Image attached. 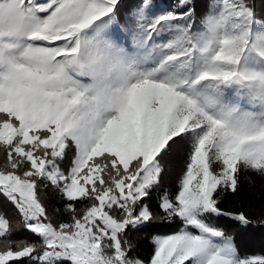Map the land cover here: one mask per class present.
Masks as SVG:
<instances>
[{
    "label": "snow or ice",
    "instance_id": "1",
    "mask_svg": "<svg viewBox=\"0 0 264 264\" xmlns=\"http://www.w3.org/2000/svg\"><path fill=\"white\" fill-rule=\"evenodd\" d=\"M256 178L264 0H0V264H264Z\"/></svg>",
    "mask_w": 264,
    "mask_h": 264
},
{
    "label": "trees",
    "instance_id": "2",
    "mask_svg": "<svg viewBox=\"0 0 264 264\" xmlns=\"http://www.w3.org/2000/svg\"><path fill=\"white\" fill-rule=\"evenodd\" d=\"M124 2H128V0H124ZM162 3L169 4L173 3L174 0H161ZM68 161H65V164H67ZM179 171V166L174 165L173 172L165 178V184L170 187H175V180H176V174ZM261 200H264V186H262L261 182L258 178L251 180V182L247 183L244 187V191L242 192V202L244 206L248 205H259ZM155 203V201H153ZM240 206V205H237ZM221 225L225 227L226 230L231 229L233 226L228 222H221ZM158 231L161 234H167L172 231H174V228L170 226L162 225ZM256 233L258 235V238L263 242L258 245H242V248L249 252H255L260 253L261 251H264V228H253L249 229L247 233ZM255 235V236H256ZM17 238H30L29 234L26 232H23L21 230L17 233ZM133 243L137 246V249L142 257H149L152 252V241L151 236L149 233H133L132 234Z\"/></svg>",
    "mask_w": 264,
    "mask_h": 264
},
{
    "label": "rangeland",
    "instance_id": "3",
    "mask_svg": "<svg viewBox=\"0 0 264 264\" xmlns=\"http://www.w3.org/2000/svg\"><path fill=\"white\" fill-rule=\"evenodd\" d=\"M256 233H253V232H249V233H245L244 234V237L241 241V244L242 245H258V244H261L263 243L260 238H258V235H256Z\"/></svg>",
    "mask_w": 264,
    "mask_h": 264
}]
</instances>
